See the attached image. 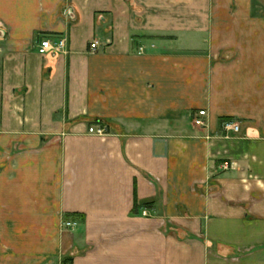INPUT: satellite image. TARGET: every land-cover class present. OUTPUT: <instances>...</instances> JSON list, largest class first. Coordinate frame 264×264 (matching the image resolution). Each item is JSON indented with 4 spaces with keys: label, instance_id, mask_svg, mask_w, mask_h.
Segmentation results:
<instances>
[{
    "label": "crops",
    "instance_id": "1",
    "mask_svg": "<svg viewBox=\"0 0 264 264\" xmlns=\"http://www.w3.org/2000/svg\"><path fill=\"white\" fill-rule=\"evenodd\" d=\"M0 264H264V0H0Z\"/></svg>",
    "mask_w": 264,
    "mask_h": 264
},
{
    "label": "built area",
    "instance_id": "2",
    "mask_svg": "<svg viewBox=\"0 0 264 264\" xmlns=\"http://www.w3.org/2000/svg\"><path fill=\"white\" fill-rule=\"evenodd\" d=\"M98 42H94L91 44V48L95 49ZM67 49V41L66 39L60 37L57 39H52L50 37H46L41 41L39 46V53L43 55L47 54H57L65 52ZM207 116V111L205 109H201L198 111L197 116L195 117V124L198 126H205V117ZM224 129L229 133H238L240 130V124L234 120H225L223 122ZM90 133H94L97 135H105L107 133V129L105 126H92L89 128ZM77 225V221L67 220L65 221L66 228H73Z\"/></svg>",
    "mask_w": 264,
    "mask_h": 264
},
{
    "label": "rangeland",
    "instance_id": "3",
    "mask_svg": "<svg viewBox=\"0 0 264 264\" xmlns=\"http://www.w3.org/2000/svg\"><path fill=\"white\" fill-rule=\"evenodd\" d=\"M65 221H67V219H66V218L64 219V228L66 229V226H65Z\"/></svg>",
    "mask_w": 264,
    "mask_h": 264
}]
</instances>
